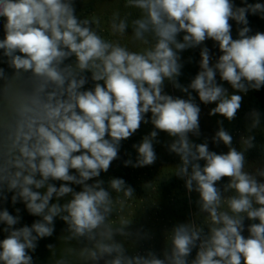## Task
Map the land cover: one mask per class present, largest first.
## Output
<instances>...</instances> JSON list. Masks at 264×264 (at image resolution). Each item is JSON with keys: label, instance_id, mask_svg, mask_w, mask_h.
<instances>
[{"label": "clouds", "instance_id": "obj_1", "mask_svg": "<svg viewBox=\"0 0 264 264\" xmlns=\"http://www.w3.org/2000/svg\"><path fill=\"white\" fill-rule=\"evenodd\" d=\"M126 6L141 13L132 21L133 38L145 44L149 35L154 40L144 51H129L103 39L92 27L99 25V19H78L73 0H0V17L5 18L0 50L15 70L14 77L30 73L37 81L15 107L10 158L0 165V198L7 200L5 189L14 192L13 204L20 200L29 214L41 217L30 227L14 228L20 216L0 210V223L6 225L3 231L7 233L0 240V264H33L29 252L36 250L40 239L53 235L56 217L68 226L66 240L94 242L92 247L80 249V254L93 262L107 255L112 258L104 264H189L188 257L199 241L190 264H264V182L257 179L264 177V170L256 174L245 170V151L254 146V137L242 138L246 147L238 151L221 126L213 140L227 146V153L210 151L207 142L194 144L189 134L200 135V107L191 94L188 99L163 94L165 80L185 93L190 88L204 104L216 103L209 115L234 120L242 96L229 95L217 83L216 74L238 92L264 87V33L249 35L247 26V14L264 16V4L236 7L231 0H127ZM230 20L244 25L238 39L232 38ZM128 26L127 18L113 14L114 32L123 34ZM181 32L185 33L183 42L177 39ZM206 39L215 41L222 55L210 66L209 49L202 48L201 70L187 87L180 85L178 53ZM70 57L75 61L64 65ZM85 71L91 72L93 81L104 84L95 83L92 89L82 91L88 83ZM0 80L6 81L5 88L11 81L3 68ZM149 112L154 128L175 138L169 145V151L181 160L175 174L185 179L189 192L199 193L200 211L211 221L206 236H202L203 228L192 223L175 226L171 251L165 252L163 259L152 252L146 257L125 255L114 235L125 234L123 226L128 221L121 227L109 224L114 203L122 209L124 200L119 196L113 199L102 180L87 183L109 170L118 158L121 141L130 138L142 122L148 123L145 114ZM258 125L259 114L253 112L250 129ZM157 135L153 130L133 145L137 160H126L124 165L154 164ZM72 169L75 174L70 173ZM224 177L230 178L224 191L235 194L226 199L228 210L222 211L225 197L217 182ZM50 180L65 183L56 187ZM70 184L80 185L82 190L74 191ZM109 186L125 198L133 197L134 189L123 179L112 178ZM68 194L72 197L68 202L50 203L53 197L59 200ZM245 216L259 221L248 227L247 238L242 235ZM56 264L68 261L62 258Z\"/></svg>", "mask_w": 264, "mask_h": 264}, {"label": "trees", "instance_id": "obj_2", "mask_svg": "<svg viewBox=\"0 0 264 264\" xmlns=\"http://www.w3.org/2000/svg\"><path fill=\"white\" fill-rule=\"evenodd\" d=\"M240 1L243 7L246 6V4L261 3L260 1L264 3V0ZM73 3L76 11H80L79 8H81L80 14L90 17V19L93 17L99 19V25L93 24V27H95L98 34L107 41L119 43L121 46L133 52H136L139 47H146L151 41H154L151 35H149L148 44L133 38L132 21L140 18L141 13L139 9L126 6L127 0H73ZM114 13H119L121 19L127 18L128 20L129 26L123 34L114 32L111 27ZM260 18L261 14H247L248 24H250L252 20L256 21ZM4 22L5 18L0 17V39H3L5 36L3 27ZM242 27H244V25L239 24L238 30L235 33L238 37V31ZM6 61L7 58L3 56V50H0V68L5 70L6 76L11 80L15 75V70L10 68ZM4 83H6V81L0 80V114L4 111L2 115H0V150L4 154L6 160H8L10 158V135L16 121L15 107L23 99L25 93L32 91L37 81L31 79L30 73L14 77L8 82L12 83L11 87L14 89V94H10L9 97L5 95V88L2 87ZM92 88V86H89L86 90ZM81 90L83 91L84 89ZM250 92L252 94L256 113L259 114V124L264 126V87L259 90L250 89ZM151 115L150 112L145 114V119L148 123L142 122L140 126L141 130L137 131L136 135L133 134L134 136L132 135L130 140L125 141V143L128 144L124 147L126 151L124 157L127 158V160H131L133 163L136 162L138 156L133 145L139 144L146 135L151 133V131H157L150 121ZM105 138L109 137L106 135ZM154 145L153 147H155ZM161 150H163V148H161ZM174 157L176 159L180 158L177 154L176 156L171 155V160H174ZM168 159V157L157 155L154 164L144 167L125 166L120 162L116 170L111 169V171L101 172L99 177L92 179L93 183L96 180H102L104 182L102 186L110 192L113 199L119 196L121 200H124L122 209L119 204L114 203V212L109 217V224L118 227L122 222L128 221V225L139 227L136 234L137 239L134 241L135 256L146 257L149 252L154 254L163 246L164 251L158 254L159 258L163 259L165 252L170 253L171 251L170 237L174 227L179 224H194L191 216L192 209L188 199L189 193L186 187L184 199L182 201L179 199V192L180 190L183 191V187L180 188V184H177L180 177L175 174V169L180 164L175 166L173 164L174 162L168 161ZM120 168H124L122 175L119 173L121 171ZM70 173L75 174V170H70ZM112 178L123 179L126 186H131L134 189L133 197L125 198L122 193H115L109 186V181ZM49 183L59 187L61 183L65 182L50 180ZM87 183L92 184L91 180L87 181ZM70 186L74 191L78 192L82 190V186L80 185L70 184ZM39 191L44 192L46 188L40 189ZM12 195H14V192H8L7 200L3 199L1 201V206L3 209H7L10 214L20 216V221L14 228H20L25 225L30 227L36 220L41 219V217L29 214L27 209L17 213L16 209H19L24 203L18 200L16 204H13L11 201ZM71 198V194L59 200L53 197L50 203H60L62 205ZM176 208L182 211V216H178V210ZM56 219L60 222H64L59 217H56ZM4 227H6V225H4ZM124 227L126 226H123V228ZM67 235L68 232L65 233L64 230H56L54 228L51 237L40 239L37 242L38 246L36 250L34 252H29L33 257V264H56V261L62 258L67 260L68 264H87V257L80 254V249L92 247L94 242H90L85 238L68 241L65 239ZM127 236H130V238L133 237L130 233H127ZM48 245H52L53 248L50 249ZM198 250L199 243L197 242V247L193 248L188 257L189 264L191 260L195 258Z\"/></svg>", "mask_w": 264, "mask_h": 264}, {"label": "rangeland", "instance_id": "obj_3", "mask_svg": "<svg viewBox=\"0 0 264 264\" xmlns=\"http://www.w3.org/2000/svg\"><path fill=\"white\" fill-rule=\"evenodd\" d=\"M231 2L236 6V7H243L242 3L240 0H231ZM261 4H264L263 1H260ZM81 11V8H79ZM83 10V9H82ZM80 11L75 10V15L77 16L78 19H85L89 18L85 16L84 14H80ZM138 11V10H137ZM83 12V11H82ZM140 12V11H139ZM229 23L231 24V35L233 39H238L239 37L235 34L236 31L238 30L239 24L235 20H230ZM251 31L249 32L250 35H255L257 32L264 33V16L261 15V18L259 20H252L250 24L247 25ZM93 27V25H92ZM93 29L96 31L95 27ZM98 33V32H97ZM185 35L184 32H181L177 39L180 42H183V36ZM154 44V41H151L146 47H139L136 52L144 51L146 48H149ZM207 47L209 49V55L211 57L210 59V66L213 65L219 58L220 55H222V52L219 49L218 44L213 41L212 39H206L201 45L193 48H188L186 50L180 51L178 55L180 56V63L182 64L181 68V75L177 77V82L184 86L187 87L192 79L198 74V72L201 70L200 69V52L202 48ZM75 61V57H70L69 59L64 61V65L73 63ZM85 73V74H84ZM83 75L87 78L88 83L84 85V90L88 89L89 86L94 87L95 83H100L101 85L104 84L103 81H93L91 79V72L90 71H85ZM216 81L219 85H222L228 92L229 95L232 94H238L242 96V103H241V108L238 110L236 118L232 121H228L225 117L221 116L220 114L216 115H209V112L212 108L216 107V103H209V104H204L203 102L200 101L198 93L195 90H192L189 88L188 93H185L181 91L178 88H175L173 84L165 80L164 81V92L163 94L171 95L174 98H181V99H188V95L191 94V96L194 99V102L200 107L201 112L199 115V125H200V135L196 136L193 134H189V139L194 143V144H201L207 142L208 148L210 151L216 152L217 154L221 153H227L228 152V147L225 146L222 142L216 143L214 142L213 138L215 136V133L219 130V128L222 126L226 131L229 132V134L232 136V146L235 147L238 151L243 150L246 146L242 142V138H246L248 136H253L254 141H253V147L247 149L245 151V157H246V163H245V170L249 172L250 174H256L258 170H264V126L258 125L256 128H251L250 125L252 123V113L256 112L255 107H254V101L252 98V94L250 92V89L247 91V93L243 92H238L237 90L233 89L231 85L226 82L221 80L219 73L217 72L216 74ZM6 83L3 85L5 86ZM12 83H8L7 87L5 88V95L10 96V94L13 93V88L11 87ZM87 87V88H86ZM4 111L1 112L0 115H2ZM151 121V119H150ZM218 122H222L218 123ZM141 128H139L137 131H140ZM137 131L134 133V135L137 134ZM158 135L153 141V145L155 146L154 150L157 155H162L164 157H168V161L174 162L173 164L176 166L178 164H181L180 158L171 160V155H175V153L169 151V145L174 141V137L169 136L166 132L157 130ZM133 135V136H134ZM132 136L128 139L127 141L130 140ZM126 140L121 141L120 147H119V152H118V158L114 160L108 171L116 170L117 167L119 166L120 162L123 163L127 160V158L124 157L125 150L124 147L126 144ZM159 145V147H158ZM163 148V150H161ZM7 162L4 154L0 150V165H3ZM119 163V164H118ZM201 166L204 165L205 161L201 160L199 161ZM121 171L119 172L122 175V171L124 168H120ZM190 170V169H189ZM257 179L261 182H264V177L257 176ZM230 178L229 177H224L222 178L221 181L217 182V187L221 189L222 195L225 197V202H222L221 205V210L225 211L227 209V204H226V199L234 195V191H224V186L229 183ZM93 183V180H91ZM90 183V182H89ZM177 184H180V188L183 189L180 190L179 192V199L182 201L185 197L184 193L186 192L185 187H186V182L185 179L179 178ZM70 186V185H69ZM71 187V186H70ZM187 192L189 193V201L192 209V220L194 225L197 228H203V233L202 236H206L209 233V226L211 224L210 218L206 213H203L200 211V207L198 204V201L200 199L199 193L196 191H191L189 192L187 189ZM4 195H8L7 190L5 189ZM8 197V196H7ZM3 199L0 198V210H4L3 207L1 206V201ZM26 206L25 204H22L19 207V210L25 211ZM178 216H182V211H179V208H176ZM25 213V212H24ZM26 214V213H25ZM116 221V220H115ZM198 223V224H197ZM244 231L242 232V235L247 238L249 236L248 232V227L252 223H259L258 220L252 221L249 220L246 216L244 218ZM126 227L123 228V232L125 234L121 235L119 233H116L114 235V240L118 243H121L124 246L125 249V255L129 257H135L134 255V241L137 239L136 234L139 229V227H134V225H124ZM67 224L64 222L58 221L56 218L54 220V228L56 230H64L65 233L67 232ZM118 227H121L119 225ZM4 229V224L0 223V240H3L6 238V233L3 231ZM127 233L131 234L130 236H127ZM86 239V238H85ZM198 243H200L198 241ZM164 251V247H160L158 252H155L154 254L156 255L157 258H159V252ZM112 257L110 256H104L102 259L99 261L93 262L91 260L86 259L87 264H104L105 260L111 259ZM243 264V261H242Z\"/></svg>", "mask_w": 264, "mask_h": 264}]
</instances>
